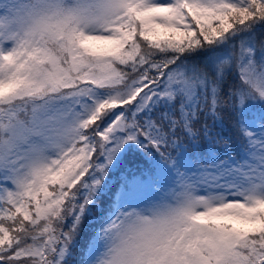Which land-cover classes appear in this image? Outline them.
<instances>
[{
	"label": "snow or ice",
	"instance_id": "obj_1",
	"mask_svg": "<svg viewBox=\"0 0 264 264\" xmlns=\"http://www.w3.org/2000/svg\"><path fill=\"white\" fill-rule=\"evenodd\" d=\"M0 264H264V0H0Z\"/></svg>",
	"mask_w": 264,
	"mask_h": 264
}]
</instances>
